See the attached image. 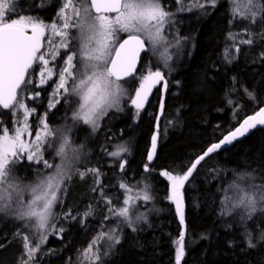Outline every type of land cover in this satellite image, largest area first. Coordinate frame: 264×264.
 Masks as SVG:
<instances>
[{
    "label": "trees",
    "instance_id": "obj_1",
    "mask_svg": "<svg viewBox=\"0 0 264 264\" xmlns=\"http://www.w3.org/2000/svg\"><path fill=\"white\" fill-rule=\"evenodd\" d=\"M160 2L176 19L174 32L181 42L171 59L152 68L160 70L166 81L163 101L158 95L141 110L130 106L137 76L145 70L146 54L136 75L121 83L123 100L93 131L92 126L73 119L78 104L71 96L48 111L44 105L54 79L37 87V61L29 71L26 79L35 83L23 85L18 99L24 94L36 96L24 101L31 113V130L43 115L50 130L66 124L78 159L68 170L71 178L64 180L58 192L53 228L31 260L24 237L35 246V230L27 231L22 225L28 223L25 220L16 224L14 219L0 218V264H177L182 232L180 264H264V211L249 219L244 209L233 207L238 190L264 182V128L201 161L182 190L183 224L169 200L172 181L162 175H183L209 147L264 107V18L258 16L254 23L234 19L232 0H216L215 7L210 0ZM16 5L13 17H32L46 24L59 12L62 0H16ZM237 7L241 10L243 5ZM53 74H59L57 65ZM5 113L9 110L0 107V127ZM154 134L157 147L149 161ZM113 152L119 156L110 155ZM46 158L53 159L51 163L61 161L48 144ZM17 164L19 176L42 171V164L34 165L25 156ZM129 191H147L151 196L147 202L131 205L129 220L135 231L129 220L110 211L123 208ZM115 236L119 244L114 243ZM249 239L255 247L248 246Z\"/></svg>",
    "mask_w": 264,
    "mask_h": 264
},
{
    "label": "snow or ice",
    "instance_id": "obj_2",
    "mask_svg": "<svg viewBox=\"0 0 264 264\" xmlns=\"http://www.w3.org/2000/svg\"><path fill=\"white\" fill-rule=\"evenodd\" d=\"M182 2L183 0H177V3ZM210 3L215 7L216 0H210ZM232 4L234 19H251L254 23L258 16L264 18V2L262 0H232ZM238 4L243 5V10L237 7ZM70 5L76 21L71 24L65 22L62 27L63 29H78L80 49L79 52L70 49L71 40L77 37L72 36L68 31L56 30V26H53L55 35L62 38L61 44L65 49L64 57H66L64 59L65 66L59 72L56 95H61V90H63L65 96H77L80 103L77 111L73 113V119L82 120L83 123L92 125L93 131H95L99 127L98 120L107 114L109 108L119 104V95L122 94V91L116 81L131 73L141 52L154 49L161 40L165 39L162 35L163 27L169 22L168 17L171 14L165 11L160 0H68L61 11L68 9ZM199 6L203 7V5ZM16 7V0H0V106L18 110V108L25 107L18 99L20 92L23 91L22 86L32 83L31 79H26L29 69L37 60L44 65H47L48 61L45 59V54L40 51L45 25L32 17L22 15L13 17L12 14L16 12ZM93 10L96 15H93ZM105 13H116V15L111 17ZM65 19L69 21L72 17L65 15ZM29 29L31 34H28ZM119 31L128 33L127 38L120 41ZM241 42L252 43L251 40ZM167 59H171V57L169 56ZM41 75L43 76V73ZM163 79L164 76L160 70L145 77L146 82ZM69 81H72L70 86ZM141 89H144V85H141ZM146 99V94L138 90L132 104L139 110L143 107ZM59 102V100L56 101V103ZM68 102L71 103V101ZM161 107L163 108V104ZM25 110L27 111V109ZM42 123L43 128L36 133L34 144L32 141L25 144L19 130L15 136H11L7 129L0 134V212L17 211L20 219L35 218L39 229H44L47 225L49 217L52 215L53 205L58 200L57 192L63 190L64 180L71 178L68 170L72 167L74 160L78 159V156L69 157L67 155L66 149L75 153V150L71 149L68 136L59 130L56 132L50 130L46 120ZM257 125H264V108L260 109L256 115L244 120L240 127L225 136L222 141L209 147L183 175L162 173L172 181L170 200L176 205L181 224L184 223V214L180 189L192 176L193 171L210 153L220 149L222 145L231 144L238 136H244ZM58 134L62 142L57 155L64 158L63 165L56 166L57 170L54 174L47 176L37 188H33L34 193H37L38 190L39 192L27 204L26 210L14 209L13 193L20 189L13 180V165L17 161H22L24 155L21 153H25L28 161H34L37 164L42 161L45 168H52L53 165L44 159L42 149L47 137ZM157 140L158 136L154 134L152 149L148 153L149 161L155 154ZM110 155L118 157L119 152H113ZM124 163L120 164L121 170L124 168ZM149 170L146 165L145 171ZM87 171L98 172L97 169H88ZM80 176L83 179L85 173L81 172ZM121 187L124 188L125 185L122 184ZM142 199L149 201L151 196L145 191ZM124 204H129V200L126 199ZM233 207L244 209L249 219L257 210L264 211V182L248 185L243 191L238 190ZM110 211L129 220L130 208L128 207L118 210L110 209ZM90 212L91 209L85 213V216ZM66 215L71 216V213ZM129 227L135 231L131 220H129ZM112 238L109 237V239ZM24 239L27 256L31 260L38 245L32 246L28 236H25ZM41 239H46V235L42 234ZM183 241L184 233L182 232L178 241L177 264H180L184 253ZM114 243H120L119 236H115ZM248 246L255 247L251 239L248 241ZM24 264H28V261H25Z\"/></svg>",
    "mask_w": 264,
    "mask_h": 264
},
{
    "label": "rangeland",
    "instance_id": "obj_3",
    "mask_svg": "<svg viewBox=\"0 0 264 264\" xmlns=\"http://www.w3.org/2000/svg\"><path fill=\"white\" fill-rule=\"evenodd\" d=\"M66 2H68V0H62V5H61L60 10L55 15V17L53 18L54 22L53 23L48 22V23L44 24L45 30H44V35L41 37L40 51L45 54V59L48 61V64L44 65L39 60H37V64L39 67L38 70L40 71V73L37 76L38 77L37 79L39 80V82L37 83V87L45 86L50 80L54 79L52 89H51L52 91L47 96V98L45 100V105H44L48 111H52L60 103V102L56 103L57 100L61 101L65 97H69V96H65L63 94V90H61V95H56V86L59 82V74H58V76H55L53 74L55 71V65H57V68L59 69V72H60L63 69V67L65 66L64 59L66 57H64L65 49L61 44L62 38L55 35V31L53 30V26H56V30L68 31L72 36L77 37L76 39L71 40L70 49L72 51H76V52H79V49H80V41L78 39V37H79L78 29H76V28L63 29V27H62L65 22H68L71 24V23H74L76 21V17L73 13V9H72L71 5L69 6L68 9L64 10L63 12L61 11L63 8V5ZM241 10H243V7L241 8ZM65 15L71 16L72 19L69 21H66ZM111 17H115V16H111ZM168 21L169 22L164 25L163 32H162V35L165 37V39L161 40L160 43L154 49L147 52V59L145 61V68H144L145 70L140 75L137 76V88L134 90L133 95L130 98V106L133 107L135 110H138V109L135 107V105L132 104V100L136 98V93L138 90L142 91L143 93H145L146 91L150 92L149 97H148V102L156 99L158 95L160 96L159 102L163 101L162 94L165 92V90L167 88V86L165 87L166 81L163 79V80L154 81V82L153 81L146 82L145 77H148L150 73L157 71V70L152 69L153 66H158L157 64L160 62L166 63L169 60V59H167V57H169V56L171 57L173 55V53L176 52L177 47L181 48V42L179 41V43H177L178 37H177L176 33L174 32V28H175L176 23L174 21V17L172 16V14L168 17ZM28 31L31 32L30 29ZM118 36L121 39L124 36H128V33L123 32V31H119ZM61 58H62V60L60 63L59 61ZM78 60H79V57H78ZM41 73H43V76L41 75ZM50 73H51V75H50ZM71 83H72V81H69V86L71 85ZM116 83L118 85H120V89L122 91V94L119 95V102H121L124 98L123 94L125 93V89L121 83H119V82H116ZM141 85H144V89H141ZM24 95L26 96L25 98H24ZM24 95L19 98L20 103L23 105H24L25 100L33 99L36 97L35 95H32V94H24ZM71 97L73 99V102L76 101L78 104L76 107V110H74V112H76L77 109L79 108L80 101H79V98L75 95H73ZM53 104L55 105L54 107L51 106ZM116 107H118V106H116ZM116 107L109 108L107 110V114L110 112V110L115 109ZM25 109H27L26 106L24 108H18V110L14 109V108L9 109V113H5L3 115L4 123L0 127V129H1L0 134H2L5 129H7L11 136H15L16 132L19 130L21 132V138L25 142V144H27L29 141H32L34 144L35 135L37 132L41 131V129L43 128L42 121H45V120L47 121V118L45 115H43L40 118V120L36 123L35 130L32 131L31 126L29 124V119H30L31 113L28 109H27V111ZM141 109H139V110H141ZM107 114L104 115L103 117H106ZM100 120H101V118L98 120V124H99ZM47 123H48V121H47ZM82 123H83V121H82ZM48 125H49V123H48ZM86 125H90V124H86ZM90 126H92V125H90ZM67 127L68 126H66V124L60 125L54 129H52V131L56 132L57 130H59L60 132H64L68 136V130L66 129ZM49 128H50V126H49ZM49 141H50V139H49V137H47L44 148L42 149L43 157H44V149H46L47 144H48L49 150L54 149L56 157H59V158L61 157V161H59L58 163H56V162L51 163L50 161L53 159L49 160L46 158V160H49V163H51L53 165L52 168H45L43 162L41 161L39 164H42V171H40L38 173L31 172L30 174H28L27 172H24V173H21L19 176L18 175V168H17L18 161H17V163H15V165H13V169H14L13 180H14V183H16L20 189L19 191L13 193V200H14L13 208L14 209H18L20 211L26 210L27 204L30 203L34 199V196L36 194H38V192H39V190H38L37 193H34L33 188H37V186L41 183L42 180H44L47 176L54 174L57 170L56 166H62L63 165L64 158L60 155H57V152L59 150V146L62 142V139L60 138V136L58 134L56 136H51V141L50 142ZM69 141H70V145H71V140L69 139ZM56 147H57V150H56ZM151 149H152V139H151ZM66 152H67V155L69 157H72L73 155L76 154V151L74 153L73 151L68 150V149H66ZM21 154L26 157L25 153H21ZM9 159H11V157H9ZM26 159H27V157H26ZM31 163L34 165H39V164L35 163L34 161H31ZM22 177H24L23 179H25L30 184L29 185L24 184L25 181H22V179H21ZM182 190H183V188L180 189V193H181V196L183 197ZM171 191H172V185H171ZM171 191H170V196H171ZM58 192H57V196H58ZM142 196H143L142 191H129L126 195V198H125V200L126 199L129 200V204H127V205L124 204L123 208L128 207L131 209V205L133 203L138 202V201L147 202V201H144L142 199ZM169 200H170V197H169ZM53 207H54V205H53ZM53 209L54 208H52V215L49 217L48 223L44 229H39L37 227V221L35 218H31V219H29L27 217L24 219L18 218L17 211L0 212V218L5 217V218H9V219H14L16 224L23 223L24 220L27 221L28 223H23L22 225L27 231L28 230L31 231V228H33V230H35V234L38 237L36 240V245H38L40 243V241L43 240V239H41V235L44 234V235H46V238H47L48 233H50V231H51L52 226L50 225V223H51V220L53 217Z\"/></svg>",
    "mask_w": 264,
    "mask_h": 264
},
{
    "label": "water",
    "instance_id": "obj_4",
    "mask_svg": "<svg viewBox=\"0 0 264 264\" xmlns=\"http://www.w3.org/2000/svg\"><path fill=\"white\" fill-rule=\"evenodd\" d=\"M93 15H96V13H95V11L93 10ZM105 15H108V16H115L116 15V13H105ZM29 34V33H28ZM127 38V36L126 37H124L123 39H126ZM122 39V40H123ZM121 40V41H122ZM118 46V45H117ZM147 52L148 51H144V52H141L140 53V55H139V57L136 59V61H135V65H134V67H133V69L131 70V73L129 74V75H125L122 79H120V80H118V81H116V82H119V83H121V82H124V81H126V80H129V79H131V78H133L135 75H136V73H137V71H138V67H139V64H140V61H141V59H142V57L143 56H145L146 54H147ZM113 55H114V53H113ZM29 71H30V69H29ZM113 79H115V78H113ZM23 87V86H22ZM19 91V90H18ZM145 94H146V96H147V99L144 101V104H143V107H145L146 105H147V103H148V97H149V94H150V92L149 91H146L145 92ZM2 109H4V110H8V109H10V108H8V109H6V108H4L3 106H0ZM262 108H264V107H262ZM261 108V109H262ZM260 110H258L256 113H258ZM256 113L254 114V115H256ZM254 115H251V116H249V117H247V118H245L244 120H246V119H248V118H250V117H252V116H254ZM244 120L233 130V131H235L238 127H240V125L241 124H243V122H244ZM262 128H264V125H257L255 128H253V129H250L249 130V132L248 133H246L244 136H238L237 137V139L236 140H234L231 144H226V145H222L221 146V148L220 149H217L216 151H222V150H225V149H228V148H230V147H232L233 145H235V144H237V143H239V142H241V141H243L246 137H248V136H250L252 133H254L256 130H258V129H262ZM233 131H231V132H233ZM230 132V133H231ZM230 133H228L227 135H225V136H228ZM224 136V137H225ZM224 137L220 140V141H222L223 139H224ZM219 143V142H218ZM180 195H181V193H180ZM182 200H183V198H182ZM172 204H173V206H174V208H175V210H176V205L172 202ZM184 208H185V205H184V200H183V213H184ZM177 211V210H176ZM178 214V213H177ZM178 218H179V220H180V216L178 215Z\"/></svg>",
    "mask_w": 264,
    "mask_h": 264
},
{
    "label": "flooded vegetation",
    "instance_id": "obj_5",
    "mask_svg": "<svg viewBox=\"0 0 264 264\" xmlns=\"http://www.w3.org/2000/svg\"><path fill=\"white\" fill-rule=\"evenodd\" d=\"M48 21H49V22H51V23H53V22H54V19H53V18H51V19H50V20H48ZM28 33H29V34H31V32H29V31H28ZM70 45H71V43H70ZM64 53H65V52H64ZM61 60H62V58H61V59H60V61H59L60 63H61ZM32 83H35V82H32Z\"/></svg>",
    "mask_w": 264,
    "mask_h": 264
},
{
    "label": "bare ground",
    "instance_id": "obj_6",
    "mask_svg": "<svg viewBox=\"0 0 264 264\" xmlns=\"http://www.w3.org/2000/svg\"><path fill=\"white\" fill-rule=\"evenodd\" d=\"M175 20H176V19H175ZM175 20H174V21H175ZM174 21H173V22H174ZM178 29H179V28H178ZM176 30H177V29H176ZM177 31H178V30H177ZM60 120H61V119H60ZM237 126H238V125H237ZM234 129H235V128H234ZM221 211H222V209H221ZM236 212H237V211H236ZM225 216H226V215H225ZM230 217H231V216H230ZM226 218H227V216H226ZM254 219H255V218H254Z\"/></svg>",
    "mask_w": 264,
    "mask_h": 264
}]
</instances>
